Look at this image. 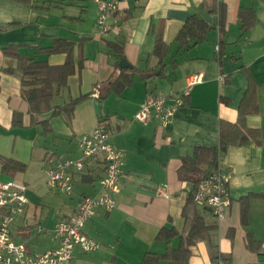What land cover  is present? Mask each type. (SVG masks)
I'll return each mask as SVG.
<instances>
[{
  "label": "crops",
  "instance_id": "obj_1",
  "mask_svg": "<svg viewBox=\"0 0 264 264\" xmlns=\"http://www.w3.org/2000/svg\"><path fill=\"white\" fill-rule=\"evenodd\" d=\"M217 1L227 8L224 31L218 27V16L210 15L213 23L208 40L179 53L177 34L191 16L209 13L212 0H128L109 18L106 34L96 27L98 10L93 0H0V154L27 166L15 175L2 174L0 166V183L27 187L28 223L52 229L59 217L78 210L81 197L99 195L104 175L100 158L87 174L75 176L72 195L49 190L44 169L80 157V137L91 134L100 121L108 128L112 145L125 153L122 185L114 197L116 207L111 212L96 209L83 229L100 248L84 253L76 247L74 264H179L174 256L185 264H215L223 256L232 264H254L263 256L264 0ZM241 8L254 9L256 15L254 27L243 36ZM159 34L169 47L167 61L176 57L178 66L170 67L164 78H158L156 71L149 83L136 74L131 87L120 94L111 91L112 79L121 71L105 42H124L125 61L145 71L157 65L151 54ZM55 39L73 41L75 62L84 59L83 69L70 77L60 104L88 98L77 105L72 119L52 118L51 131L44 134L40 127L30 125L19 78L4 72L16 69L17 61L5 56L3 49L19 46L21 55L63 65L65 54H36L39 48L51 47ZM193 76L200 78L196 84L190 81ZM250 87L255 89L258 113L249 115L246 125L259 130L261 138L259 143L250 140L231 145L220 156L217 170L230 171L232 178L231 206L218 222L206 207L188 204L190 185L179 180L178 170L195 148L219 145L221 123L237 122ZM182 96H187L186 104L175 110L168 126H163L155 112L144 123L135 120L149 99L163 97L167 105H173ZM14 111L24 115L21 128L12 126ZM247 198L245 225L242 201ZM195 216L217 228L187 246ZM23 220L19 217L12 225L16 243L26 244L35 256L55 247L48 235L25 229ZM162 229H173L176 235L159 240ZM249 234L255 240L254 251L247 247ZM41 239L49 243L44 250H40ZM33 240L38 247L31 244Z\"/></svg>",
  "mask_w": 264,
  "mask_h": 264
},
{
  "label": "trees",
  "instance_id": "obj_2",
  "mask_svg": "<svg viewBox=\"0 0 264 264\" xmlns=\"http://www.w3.org/2000/svg\"><path fill=\"white\" fill-rule=\"evenodd\" d=\"M15 1L28 2L29 0ZM226 13L227 8L224 3L212 0V5L209 7V14L218 16V27L221 31L225 29ZM239 22L243 36L255 25L256 15L254 9L241 8L239 11ZM210 29L211 25L204 20L202 15H193L188 18L175 39L179 53L190 52L199 44L206 42ZM105 45L110 50L109 54L117 59V67H119V62L125 60V43L105 42ZM20 48L19 46H9L3 49L5 56L14 58L17 61L16 69L5 70L4 72L19 78L21 83V96L29 106L30 125L40 127L43 133L47 134L51 131L50 120L52 118L64 116L67 120L72 119L77 105L88 98V96H81L60 104L63 94L69 88L70 77L75 74L77 69L78 71L83 69L84 59H80L78 63L75 62L73 58L75 43L65 39H55L51 47L47 49L39 48L36 53L37 55H45L48 57L65 54L67 60L63 65H50L47 60L38 59L39 57L21 55ZM151 55L157 59V65L145 71H140L136 67L129 70L119 67L118 69H120L121 73L113 77L110 90L120 94L132 86L136 74L140 75L146 83H149L157 76L156 71L160 72L158 78H164L166 71L170 67L175 69L178 66L179 62L176 57H172L170 61H167L169 47L163 41L161 34L157 36L155 48ZM181 98L183 100L182 106H184L187 101V96H182ZM256 113H258L256 93L255 89L250 87L239 108L237 122L235 124L221 123L219 145L214 148L197 147L192 157L182 159V165L178 170V178L190 185L188 204H194L193 194L197 190L198 185L207 176L217 171L220 156L231 145H242L250 140H255L257 143L260 142L261 134L259 130L251 129L246 125L247 117ZM23 125V113L14 111L12 120L13 128H21ZM0 166L1 173L4 175L23 173L27 169L26 164L6 158L1 154ZM248 200L247 198L242 201V221L245 225L247 224ZM192 223L187 246L192 245L197 238L202 237L205 233L217 228V225L214 224L206 225L203 218L199 216H195ZM174 235H176L175 230L162 229L159 232L158 239L165 240ZM247 247L253 251L255 250V240L251 234L247 237ZM221 258L228 261L224 256ZM219 259L215 261V264ZM146 260L148 261V258ZM173 260L179 264H185L177 256H174Z\"/></svg>",
  "mask_w": 264,
  "mask_h": 264
},
{
  "label": "built area",
  "instance_id": "obj_3",
  "mask_svg": "<svg viewBox=\"0 0 264 264\" xmlns=\"http://www.w3.org/2000/svg\"><path fill=\"white\" fill-rule=\"evenodd\" d=\"M93 1L98 10L96 27L102 34H106L110 30L109 18L116 16L121 11V4L128 0ZM133 1L139 3L141 0ZM199 79L198 76H193L190 81L196 84ZM93 96L98 98V93ZM182 105V98L175 99L173 105H167V99L163 97L151 98L135 120L144 123L151 113L155 112L166 127L171 123L175 110ZM110 139L108 128L100 122L91 134L80 137V157L69 158L44 169V179L49 190L72 195L76 175L87 174L92 163L99 158L104 164L99 195L94 198L81 197L78 210L59 217L52 229L41 223H35L34 226L28 223L26 212L30 201L25 185L17 182L0 183V264H74L76 247H80L84 253H92L100 248L95 240L83 234V229L87 221L94 216L96 209L103 208L106 212H111L116 207L114 197L120 193L125 153L114 147ZM231 178L230 171L217 170L207 176L193 194V203L208 208L218 222L226 217L231 206L229 193ZM19 217L24 218L25 229L35 231L37 235H48L55 247L35 256L29 253L26 244L16 243L12 234V225ZM216 264L232 263L220 258ZM254 264H264V254Z\"/></svg>",
  "mask_w": 264,
  "mask_h": 264
},
{
  "label": "water",
  "instance_id": "obj_4",
  "mask_svg": "<svg viewBox=\"0 0 264 264\" xmlns=\"http://www.w3.org/2000/svg\"><path fill=\"white\" fill-rule=\"evenodd\" d=\"M202 16H203V18H204V20L208 23V24H212L213 23V21H212V18H211V16H210V14L209 13H207V12H205V13H203L202 14ZM119 67L121 68V69H130V68H132L125 60H121L120 62H119Z\"/></svg>",
  "mask_w": 264,
  "mask_h": 264
},
{
  "label": "rangeland",
  "instance_id": "obj_5",
  "mask_svg": "<svg viewBox=\"0 0 264 264\" xmlns=\"http://www.w3.org/2000/svg\"><path fill=\"white\" fill-rule=\"evenodd\" d=\"M38 59L44 60V58L43 57H40V56H39ZM45 59H46V57H45ZM48 220H49V218H48ZM31 244L34 245L35 247H38L39 246L36 240H33L31 242ZM40 244H41V247H42V249H40V250H44L45 248H47L49 246V243H48V241L46 239H41L40 240Z\"/></svg>",
  "mask_w": 264,
  "mask_h": 264
}]
</instances>
